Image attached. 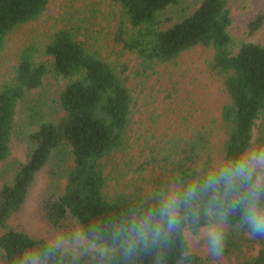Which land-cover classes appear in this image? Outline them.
I'll return each instance as SVG.
<instances>
[{"label": "trees", "instance_id": "16d2710c", "mask_svg": "<svg viewBox=\"0 0 264 264\" xmlns=\"http://www.w3.org/2000/svg\"><path fill=\"white\" fill-rule=\"evenodd\" d=\"M49 1L0 0V51L7 35L37 18ZM179 1L116 0L133 31L120 23L113 46L139 58L137 74L146 78L157 75L161 82L164 100L176 117L169 138V149L177 156L175 167L208 151L220 126L225 131L223 142L242 136L264 141V44L244 39L235 45L229 0H201L192 12L167 26L168 19L162 15ZM93 12L92 8L69 6L63 25L44 49L52 59L50 66L36 60L39 48L29 44L20 53L14 79L0 89L1 164L11 155L16 118L26 93L43 87L49 76L66 80L56 103L62 117L54 118L46 102L28 108L24 138L31 151L11 181L0 184L2 264H8V257L18 249L32 245L28 233L11 227L9 220L23 207L37 174L56 157L60 175L50 171L39 201V213L50 228L67 216L86 220L127 202L125 194L113 199L105 195L107 176L102 160L123 145L133 100L116 68L85 44ZM263 25L264 10H259L247 21L245 36H254ZM197 45L213 48L211 69L222 77L229 98L220 120L213 114L206 86L194 78L183 82L177 74L182 69V53ZM256 241L260 248L248 264H264V240ZM200 260L196 254L195 264ZM169 264H177L176 253L169 256Z\"/></svg>", "mask_w": 264, "mask_h": 264}, {"label": "clouds", "instance_id": "9594fccd", "mask_svg": "<svg viewBox=\"0 0 264 264\" xmlns=\"http://www.w3.org/2000/svg\"><path fill=\"white\" fill-rule=\"evenodd\" d=\"M28 231L33 243L8 264H195L203 252L220 264L230 236L264 240V141L218 143L103 215L67 216Z\"/></svg>", "mask_w": 264, "mask_h": 264}, {"label": "rangeland", "instance_id": "374dc122", "mask_svg": "<svg viewBox=\"0 0 264 264\" xmlns=\"http://www.w3.org/2000/svg\"><path fill=\"white\" fill-rule=\"evenodd\" d=\"M201 0H180L179 3L164 12L162 19L167 18L166 25L182 19L192 12ZM232 6V24L230 31L237 46L242 40H252L264 44V25L257 33L247 38L245 25L247 21L259 10H264V0H229ZM72 4L77 8L94 9L91 33L86 38V46L98 56L108 60L125 79L132 95L131 113L129 123L124 134L123 145L108 156L103 162L107 184L104 190L109 199L118 194L129 196L135 191L136 185L142 181H154L160 175L176 166L177 156L170 148L172 126L176 117L172 113L169 103L165 101L160 90L161 82L156 80L157 75L146 78L137 74L139 58L131 52L120 53V49H113L115 33L120 23L132 32L133 29L124 16L116 0H50L44 12L37 18L15 27L6 38L5 46L0 51V89L14 79L15 68L19 61L22 49L35 44L39 48L36 60H43L50 66L52 59L45 55L44 49L52 35L63 25V14ZM95 21V22H94ZM83 40L85 37H81ZM214 50L212 47L202 45L194 46L184 51L180 57L181 73H177L183 82L195 79L206 86L209 104L220 120L222 106L229 101L224 89L222 77L211 69ZM66 80L54 79L49 76L43 87L28 91L20 103L16 125L11 141V155L0 164V184L11 181L14 172L26 161L31 147L26 141L25 129L28 108L37 106V102L47 103L48 110L54 118L62 117L63 111L56 106L60 89ZM256 129L254 130V132ZM225 131L219 127L213 138L211 147L223 142ZM58 159L42 168L37 174L35 183L31 187L23 207L9 220V225L17 230L28 233L33 228H50L39 213V201L48 186L50 171L57 167ZM62 184L64 179H61ZM1 232V231H0ZM227 251L220 264H248L247 261L255 255L260 244L249 239L245 234L239 233L230 236ZM201 260L198 264H211L210 258L203 252L197 253ZM0 264L1 252H0Z\"/></svg>", "mask_w": 264, "mask_h": 264}]
</instances>
